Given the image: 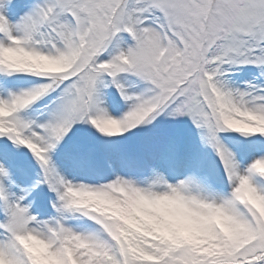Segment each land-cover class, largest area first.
<instances>
[{"label": "snow or ice", "instance_id": "snow-or-ice-1", "mask_svg": "<svg viewBox=\"0 0 264 264\" xmlns=\"http://www.w3.org/2000/svg\"><path fill=\"white\" fill-rule=\"evenodd\" d=\"M0 264H264V0H0Z\"/></svg>", "mask_w": 264, "mask_h": 264}]
</instances>
